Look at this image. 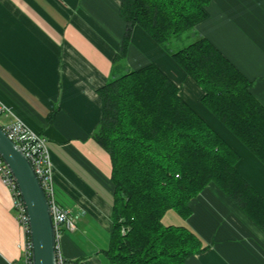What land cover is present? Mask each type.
<instances>
[{
    "label": "crops",
    "instance_id": "1",
    "mask_svg": "<svg viewBox=\"0 0 264 264\" xmlns=\"http://www.w3.org/2000/svg\"><path fill=\"white\" fill-rule=\"evenodd\" d=\"M120 0H0V100L10 108L1 123L22 119L47 139L56 200L77 218L66 230L71 264H109L101 253L113 227L112 162L94 139L103 114L99 88L149 63L180 88L184 100L239 154L240 174L264 197V164L206 107L204 90L140 26L126 59L115 58L126 22ZM196 27L248 77L264 105V0H210ZM57 110L50 121L49 116ZM183 218L170 209L165 225L185 226L207 248L186 264H264V230L210 183ZM0 176V264H22L28 236ZM78 216V217H77Z\"/></svg>",
    "mask_w": 264,
    "mask_h": 264
},
{
    "label": "trees",
    "instance_id": "2",
    "mask_svg": "<svg viewBox=\"0 0 264 264\" xmlns=\"http://www.w3.org/2000/svg\"><path fill=\"white\" fill-rule=\"evenodd\" d=\"M120 2L126 31L116 62L126 59L136 25L169 48L209 17L210 0ZM170 54L202 87L206 107L264 164V105L251 80L201 35ZM98 93L103 114L93 137L110 155L115 185L110 243L101 252L109 264H186L204 251L192 230L162 220L170 209L188 218L190 202L210 183L264 230V197L237 170L239 154L160 67L123 73Z\"/></svg>",
    "mask_w": 264,
    "mask_h": 264
},
{
    "label": "built area",
    "instance_id": "3",
    "mask_svg": "<svg viewBox=\"0 0 264 264\" xmlns=\"http://www.w3.org/2000/svg\"><path fill=\"white\" fill-rule=\"evenodd\" d=\"M9 112L10 108L0 100V116L8 115L7 113ZM0 124L31 160L49 198L57 238V264H71L64 252L62 238L66 230L74 231L77 229V218L72 217V212L64 208L55 198L53 168L50 160V151L47 145V139L39 132L33 130L20 118H14L4 124L0 122ZM0 176L11 193L13 205L18 211L17 218L28 236L22 246L24 251L22 264H33L26 208L18 185L1 155Z\"/></svg>",
    "mask_w": 264,
    "mask_h": 264
},
{
    "label": "water",
    "instance_id": "4",
    "mask_svg": "<svg viewBox=\"0 0 264 264\" xmlns=\"http://www.w3.org/2000/svg\"><path fill=\"white\" fill-rule=\"evenodd\" d=\"M0 155L18 185L26 208L33 264H57V238L49 198L31 160L1 124Z\"/></svg>",
    "mask_w": 264,
    "mask_h": 264
},
{
    "label": "rangeland",
    "instance_id": "5",
    "mask_svg": "<svg viewBox=\"0 0 264 264\" xmlns=\"http://www.w3.org/2000/svg\"><path fill=\"white\" fill-rule=\"evenodd\" d=\"M199 36H200V32L198 31L197 27H195V29L185 32L180 38L171 41V43L168 45L169 48L164 47V46H162L160 44H159V46L161 47V49L163 50V52L167 56H169V58H172L171 57V54H170V49H173V50L180 49V48L184 47L185 45H188V44L194 42L195 40H197L199 38ZM1 118L2 117H0V122L2 121Z\"/></svg>",
    "mask_w": 264,
    "mask_h": 264
}]
</instances>
